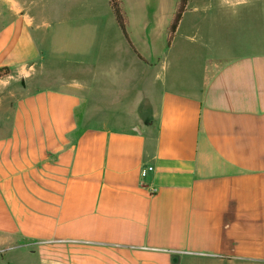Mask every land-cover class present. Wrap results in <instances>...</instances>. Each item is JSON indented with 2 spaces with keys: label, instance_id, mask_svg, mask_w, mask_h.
Returning <instances> with one entry per match:
<instances>
[{
  "label": "crops",
  "instance_id": "0c3cea01",
  "mask_svg": "<svg viewBox=\"0 0 264 264\" xmlns=\"http://www.w3.org/2000/svg\"><path fill=\"white\" fill-rule=\"evenodd\" d=\"M252 18L188 0L169 46L109 0H0V264H264Z\"/></svg>",
  "mask_w": 264,
  "mask_h": 264
},
{
  "label": "rangeland",
  "instance_id": "374dc122",
  "mask_svg": "<svg viewBox=\"0 0 264 264\" xmlns=\"http://www.w3.org/2000/svg\"><path fill=\"white\" fill-rule=\"evenodd\" d=\"M157 0H155L153 3H151L148 0H122L123 2V9L127 14L128 17V25L139 23L141 22V19L148 18V22L150 20L154 23H172L173 20V14L176 10V0H158V3H156ZM196 1V0H195ZM201 1V0H197ZM155 4V5H154ZM175 9V10H174ZM152 10H157L156 12H152ZM233 25L240 30L242 27V21L238 18H234L232 21ZM247 23H250L253 25L251 27V30L256 31L258 34L260 33L261 36H264V22L258 21L255 18H252V20H249ZM237 39H241L237 38ZM237 40H235L236 42ZM173 42V41H172ZM248 46H238L234 43V46H228L225 49L231 52L232 55H237L240 53V51H257L258 49L263 48H254ZM182 49H185L186 47H181ZM179 51H181L179 49ZM27 262H31L32 259L30 258H24Z\"/></svg>",
  "mask_w": 264,
  "mask_h": 264
},
{
  "label": "trees",
  "instance_id": "16d2710c",
  "mask_svg": "<svg viewBox=\"0 0 264 264\" xmlns=\"http://www.w3.org/2000/svg\"><path fill=\"white\" fill-rule=\"evenodd\" d=\"M187 3H188V0H179L177 9H176V14L174 16V19L172 21L170 31H169V38H168L169 46L172 44L177 28L183 18L184 13L186 12ZM109 5L114 14L116 23L118 24V26L124 33L126 39L129 40V37L127 34L128 18H127L126 12L123 9L122 0H109ZM8 73H9V69L7 68L0 70V76L8 75Z\"/></svg>",
  "mask_w": 264,
  "mask_h": 264
},
{
  "label": "built area",
  "instance_id": "2783aa9c",
  "mask_svg": "<svg viewBox=\"0 0 264 264\" xmlns=\"http://www.w3.org/2000/svg\"><path fill=\"white\" fill-rule=\"evenodd\" d=\"M152 168H149L148 171H151ZM143 175L145 176L146 175V172H143Z\"/></svg>",
  "mask_w": 264,
  "mask_h": 264
}]
</instances>
